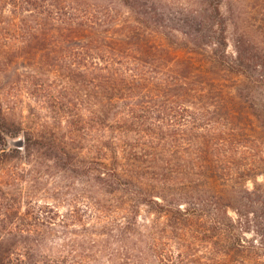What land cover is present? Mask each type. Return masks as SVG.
<instances>
[{"label": "trees", "instance_id": "trees-1", "mask_svg": "<svg viewBox=\"0 0 264 264\" xmlns=\"http://www.w3.org/2000/svg\"><path fill=\"white\" fill-rule=\"evenodd\" d=\"M0 264H264V0H0Z\"/></svg>", "mask_w": 264, "mask_h": 264}, {"label": "rangeland", "instance_id": "rangeland-1", "mask_svg": "<svg viewBox=\"0 0 264 264\" xmlns=\"http://www.w3.org/2000/svg\"><path fill=\"white\" fill-rule=\"evenodd\" d=\"M15 96L14 97H9V98H11V103H13L12 102V98L13 99H15V101H16V104H15V106H17V104H18V111H24V113L26 114V115H28V113H29V108L31 107V106H36L37 105V108L39 107V111H42L43 113H47V114H51L50 112V110H47V109H42V102L41 103H36V98L35 97H32V96H28V94H25V92H24V90L22 89L21 91H14V93H13ZM46 105V104H45ZM28 120L29 119H27V122H28ZM21 138L20 139H18V140H15V141H11L12 143L10 144L12 147H20L18 144H20V142H21ZM260 180H262V178H260ZM252 185V184H251ZM61 208V213H65L66 212V209L64 208V207H60ZM61 215V217H62V214H60ZM143 217L144 218H148V213L147 212H145V211H143ZM85 218V217H84ZM84 220H86V221H90V219L89 218H85ZM67 223H74V219L73 220H69V222H67Z\"/></svg>", "mask_w": 264, "mask_h": 264}]
</instances>
